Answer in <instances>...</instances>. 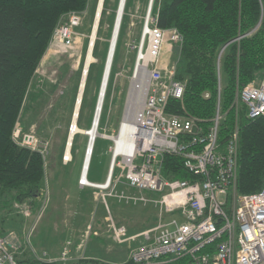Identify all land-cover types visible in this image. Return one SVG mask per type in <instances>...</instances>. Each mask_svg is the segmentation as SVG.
Here are the masks:
<instances>
[{
    "label": "rangeland",
    "instance_id": "rangeland-1",
    "mask_svg": "<svg viewBox=\"0 0 264 264\" xmlns=\"http://www.w3.org/2000/svg\"><path fill=\"white\" fill-rule=\"evenodd\" d=\"M118 3L119 0L104 2L93 52L95 62L90 67L77 121L79 129L90 131L93 128L101 135L108 136L107 139L98 137L89 172V180L101 184L99 187L103 190L80 184L91 134L86 131L85 135H75L71 159L65 156L70 135L75 130L74 116L99 0H89L84 11L72 13L79 18V24L73 26L70 38L63 42L58 41L60 38L51 39L31 80L12 138L17 146L41 154L45 169L44 184L35 198L25 199L21 203L8 199L5 194L2 201H8V207H0V231L5 235L15 234L16 257L20 261L72 264L97 260L124 264L134 250L147 244L148 240L141 234L153 229L162 217L168 222L176 216V213H167L165 207L158 203L160 194L130 188L121 179V169L118 167L114 170L111 187L108 190L101 187L107 183L108 172L112 169L113 141L109 138L118 136L125 119L133 87L137 47L142 38L150 0L127 2L102 118L95 126L98 95ZM156 6L157 1L151 19L157 14ZM71 15L57 28L61 30L66 27ZM168 45L162 49L164 65L178 60L175 55L172 56ZM260 82L248 85H258ZM32 94L37 96V101L29 103L31 96H34ZM242 106L235 99L237 116ZM221 115L223 122L226 114L221 112ZM236 128L239 129L238 125ZM26 136L34 137L35 141L31 145L25 144ZM35 203L38 204L37 208ZM113 224L126 229V242L116 240L111 228ZM65 248L69 251L67 260H63L62 255Z\"/></svg>",
    "mask_w": 264,
    "mask_h": 264
},
{
    "label": "trees",
    "instance_id": "trees-1",
    "mask_svg": "<svg viewBox=\"0 0 264 264\" xmlns=\"http://www.w3.org/2000/svg\"><path fill=\"white\" fill-rule=\"evenodd\" d=\"M156 1L158 26L175 28L183 37L175 77L186 83L185 94L182 101H170L167 112L198 120L203 133L212 126L218 109L225 113L218 135L222 147L236 125L239 127L237 190L241 195L261 191L264 117L250 119L245 106L237 116L235 99L239 88L264 79V0ZM88 3L89 0H0L1 208L8 207V201H2L5 194L21 203L35 198L43 187V157L17 146L12 135L31 80L57 26L68 15L84 11ZM32 95L29 103L37 101V96ZM161 175L167 180H199L175 155L164 156ZM16 259L18 264H47ZM72 264L108 263L82 260Z\"/></svg>",
    "mask_w": 264,
    "mask_h": 264
},
{
    "label": "built area",
    "instance_id": "built-area-1",
    "mask_svg": "<svg viewBox=\"0 0 264 264\" xmlns=\"http://www.w3.org/2000/svg\"><path fill=\"white\" fill-rule=\"evenodd\" d=\"M154 2L150 0L133 75L136 79L140 71L147 74L143 105L130 136L131 150L119 151L112 140L108 188L118 167L130 188L160 194L158 203L176 216L168 222L162 217L153 229L141 234L147 244L134 250L127 264H264V189L250 195L238 193L239 129L235 127L222 147L218 139L223 119L220 109L206 133L198 120L167 112L170 101L183 100L186 83L175 77L177 60L162 63V49L168 43L177 58L179 54L173 50H181L183 37L175 28H160L157 14L150 18ZM78 24L79 18L72 14L66 24L69 27H58L54 40L70 38L71 29ZM236 99L246 107L250 119L264 117V79L240 89ZM34 141V137L24 138L27 145ZM89 154L91 157L93 148L86 157ZM165 155L182 158L185 168L199 180L163 178L160 169ZM111 228L118 242L127 241L125 228L114 224ZM16 250L15 234L0 236V264H18ZM68 253L65 248L63 260Z\"/></svg>",
    "mask_w": 264,
    "mask_h": 264
},
{
    "label": "bare ground",
    "instance_id": "bare-ground-1",
    "mask_svg": "<svg viewBox=\"0 0 264 264\" xmlns=\"http://www.w3.org/2000/svg\"><path fill=\"white\" fill-rule=\"evenodd\" d=\"M104 2H105V0H99L98 10H97L96 18H95V23H94L92 34L90 37L91 38L90 39L91 43L89 46L90 51L88 52L89 54L87 56L84 71H83L82 82H81V87L79 90L78 102H77L76 112H75V116H74V125H75L74 129L75 130L70 135L67 150H66V155H65V156H67L68 160L71 159V147H72L75 135L80 134V133L84 134V135L87 133L91 134L92 137L89 136V148L91 150H92V148L94 150L95 143H96L99 136H100V138L103 137L105 139H107V137H108L105 135L104 136L101 135L97 129L91 128L90 131H87V130L79 129V127L77 126L79 112H80L81 105L83 102L82 100H83L84 94L86 92L87 79L89 76L90 67L95 62L93 52H94L95 43L97 41V35H98V31H99V23L101 21V17H102L101 14H102L103 9H104ZM127 2H128V0H119V3H118L114 27H113L111 39L109 42V49H108V53H107V57H106V61H105L104 74L102 77L100 92L98 95L97 110H96L94 123H93L95 126L100 123L101 118H102L103 108H104V104H105V100H106L108 86L110 83V78H111V73H112L114 61H115L116 50H117L118 41H119V37H120V33H121V28H122V24H123V19H124V15H125V9L127 6ZM147 79H148L147 74L144 71H140L138 73L137 78L133 80V84H132L133 87L131 89V93H130V97H129V104H128V107L126 110L125 119L123 121L122 126L120 127L119 134H118V136H116L114 138L113 137L109 138L110 140L117 142V149H119V151L121 150V151L128 152L129 150H131L132 144H131L130 136L132 135L133 126L136 123L138 115L140 114L141 109H142L143 100H144L146 87H147V83H148ZM86 131H87V133H86ZM93 153H94V151H93ZM92 157H93V154L91 157H90V154H89V156L85 157V161H84V165H83V169H82V175H83L82 179L84 180V183H85L84 186H87L90 188L95 187L97 189H101L99 187L101 184L94 183V182L89 180V172H90ZM112 163H113V157H112L111 164ZM111 168H112V166H111ZM111 173H112V169L108 172V176H107V179L105 181L107 183L105 184V186H101L105 190L109 189L108 186L111 183V181H110V183L108 181H109Z\"/></svg>",
    "mask_w": 264,
    "mask_h": 264
},
{
    "label": "water",
    "instance_id": "water-1",
    "mask_svg": "<svg viewBox=\"0 0 264 264\" xmlns=\"http://www.w3.org/2000/svg\"><path fill=\"white\" fill-rule=\"evenodd\" d=\"M224 49H225V48H224ZM224 49H223L222 51H224ZM173 51H174L175 54L178 55V54L180 53V48H179V47H176V48H174ZM196 132H197V128L195 127V128H194V133H196ZM88 152H89V153L91 152V149H90V148H88ZM85 168H86V167H85ZM112 170H113V166H112Z\"/></svg>",
    "mask_w": 264,
    "mask_h": 264
},
{
    "label": "crops",
    "instance_id": "crops-1",
    "mask_svg": "<svg viewBox=\"0 0 264 264\" xmlns=\"http://www.w3.org/2000/svg\"><path fill=\"white\" fill-rule=\"evenodd\" d=\"M99 184V183H98Z\"/></svg>",
    "mask_w": 264,
    "mask_h": 264
}]
</instances>
